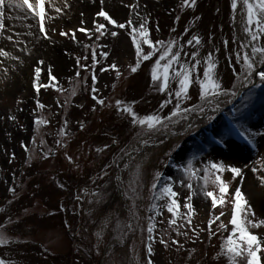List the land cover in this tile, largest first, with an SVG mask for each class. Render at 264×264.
Wrapping results in <instances>:
<instances>
[{"label": "rangeland", "instance_id": "rangeland-1", "mask_svg": "<svg viewBox=\"0 0 264 264\" xmlns=\"http://www.w3.org/2000/svg\"><path fill=\"white\" fill-rule=\"evenodd\" d=\"M50 1L45 0L46 3L52 4ZM117 2L125 10L122 17H112L118 23L126 24L131 19L138 28L140 23L149 21L147 27L154 43L175 38L180 44L185 45L184 52L181 53V63H194L191 54L193 51H199L201 65L198 71L201 79L205 68L204 58L212 53L217 62L216 76L225 87H230L235 82V74L240 70V64L235 61V52L239 50L243 38H240L233 19L231 0H197L195 9L183 7V0H117ZM137 3L138 7L135 10L130 7ZM101 9L110 10L107 3H99L95 14H90L89 17L85 15L83 19L70 20L65 13L60 14L57 21L50 13L47 16L49 19L45 26L51 39L65 43V46L60 48V53L65 59L64 66L58 64L61 70L55 63L39 65L34 61L32 64L29 63V74L24 73L23 66H19V71L16 72L15 69V73L9 74L5 71L4 61L0 60V208L7 210L0 213V224H7L5 231L13 238L10 245L0 247V257L11 260L14 264H97L96 259H92L76 247L74 239L65 227V215L61 209L70 206L71 214L75 215L74 218L70 217L71 222L83 219L84 223L85 211L91 214V209L95 211L97 208H92V205L99 206L102 199H111V192L105 190L103 185L108 179L110 182L111 168L122 153L130 133L132 132L133 140H138L137 133L141 131L138 126L131 123L130 116L116 108V100H122L126 104L135 102L134 111L141 116L158 111L160 115L167 116L176 103L173 98L171 104L160 109L161 103L168 98V91H172L174 96L175 90L179 87L178 78L174 77L180 66L173 64L169 69V89L163 92L158 90L151 77L152 68L163 55V49L157 51L150 60L143 61L138 71L132 73L130 66H135L136 48L130 35L131 27L120 29L109 23L104 29L106 35L94 33L96 23L104 22L102 17L97 16ZM27 12L24 11L28 16ZM177 17L180 18L179 21ZM36 19L39 24V18ZM59 19L63 24L58 23ZM33 21L36 25L35 14ZM81 27L89 31L80 32ZM174 28L175 32L172 31ZM35 30L37 32L36 26ZM73 31L75 39L71 38ZM112 31L117 32V35L112 36ZM61 32H68L69 35L62 36ZM194 35L201 37V45L188 46L187 41ZM225 40L229 41L227 46L223 43ZM141 46L145 53L151 51L148 45ZM93 49L96 52V61H99L95 66L97 76L95 81L91 78L92 69L88 67L95 63L92 59ZM104 52L108 53L107 59L102 55ZM229 56L232 59H229ZM78 57L81 58L80 64H77ZM83 57L88 59L84 60ZM168 59L166 57L160 62L161 72ZM112 63H115L121 72L119 78L116 77L115 70L110 68ZM36 67L42 68L39 81L35 78ZM48 68H51L50 74ZM234 68L236 72L233 71ZM77 71L80 72L79 77L76 76ZM52 75L56 76L55 81L51 79ZM193 81L188 92L191 99L183 101L182 107L191 108L201 103L195 75ZM17 83L21 85L18 89ZM159 83L161 82H157ZM37 84L41 85L39 92L33 89ZM74 85L76 91L73 95ZM93 85L99 89L98 93H92ZM93 95L104 99L106 105L111 106L99 105L93 99ZM40 104L44 107L40 108ZM195 114L197 113H191L188 118L191 119ZM12 116L16 119H11ZM225 116H228V121ZM37 119L46 123L37 125ZM65 120L67 128L64 127ZM186 121L181 120L179 124L169 127L172 132L185 131ZM237 122L243 123L252 132L259 133L254 138V144H248L246 140L242 141L229 134V124ZM81 123L83 128L80 127ZM197 125L198 130L193 127L194 132L191 131L190 136H185L176 147L170 149L168 153L171 152L172 156L162 157L155 170L163 173L161 177L163 183L169 178L175 182L174 190L178 192L176 199L181 205L180 216L173 217V214L167 211V207L164 206L166 200L153 199L152 202L160 205L161 214L157 215L155 211L149 213L155 228L152 234L154 239L148 240V235L143 231L141 215L145 211L144 202H148L145 190L148 184H152L153 177L144 174L143 171L142 183L139 186L142 198L136 200V207L132 208L131 203L125 218H119L117 211L104 216L94 230L93 238L90 237L92 233L86 230L87 241L92 245L91 249L96 256L103 254L112 241L118 240L123 243L133 234L135 238L128 249V256L125 253L120 254L117 247H114L108 264H147L149 259L152 264H227L223 256L217 259V254L223 243L222 238H226L232 228L230 220L234 189L237 187L241 189L248 204L255 211V218L264 219V182L260 179L264 176V167L261 166L264 164L262 160L264 86H248L241 89V94L232 103L222 105V111L216 114L215 121L208 124L201 119ZM61 129L67 134L61 135ZM221 136L224 137L225 144L217 143ZM178 139L179 137H176L175 141ZM114 140L117 143H113ZM57 141L62 143L57 144ZM64 144L67 147H64ZM105 145L110 147L103 152L96 151ZM155 148L156 150L151 152L152 155L162 151L161 146ZM49 150L51 154L45 159V153ZM67 156L73 158L71 162ZM193 157L197 158L195 163L198 168L213 160L239 167L243 172L242 177L236 178H233L230 172L222 174L224 180L229 183V191L224 195L223 207L217 211L216 215L221 211L224 215L216 225H213L217 234L211 240L208 238L207 223L213 217V208L211 198L206 197L201 191L202 181L194 182L195 194L193 190L180 184L181 180L188 182L180 166ZM253 168L258 171L253 172ZM133 169L131 173L134 172ZM105 171L108 172L106 176ZM126 184L128 187L129 181H126ZM12 188L16 189L15 195L10 191ZM85 190L100 193L102 199L97 202L98 198L86 196ZM206 191L220 195L218 188L212 183H209ZM77 196L81 199L77 200ZM188 196H192L191 203L195 209L191 214V224L187 223V217L184 215L187 212L184 205L188 202ZM10 200L11 204L8 203ZM86 204L88 207L85 208ZM94 211L93 218L96 217ZM132 213L137 214L135 219ZM9 217L13 223H8ZM173 218L177 220L175 225L170 223ZM106 219L109 223L97 247L96 232ZM117 221L122 224H133L134 230L122 228L123 235L120 238ZM221 221L228 226L227 231L217 229ZM193 228L195 232L192 231ZM177 231L180 235H177ZM251 231L262 235L264 227ZM196 233H199V237ZM161 239L166 243H161ZM174 241L179 243L176 244ZM148 243H151L153 248L151 257L147 252ZM122 256L125 257L121 260Z\"/></svg>", "mask_w": 264, "mask_h": 264}, {"label": "snow or ice", "instance_id": "snow-or-ice-1", "mask_svg": "<svg viewBox=\"0 0 264 264\" xmlns=\"http://www.w3.org/2000/svg\"><path fill=\"white\" fill-rule=\"evenodd\" d=\"M100 3H103V0H100ZM197 0H183V7H191L193 9L196 8ZM26 6V7H25ZM132 7L134 10L138 7L137 4H133ZM11 8L15 10H31L36 17L39 18V30L43 33V37L45 39H51L49 33L45 30L44 20H45V0H38V10L37 6L33 3H30L29 0H0V33L5 30V19H6V9ZM238 9H240L238 11ZM231 10L233 13V19H236L237 15H239L240 22L243 25L242 31L245 33V37L239 44V50L235 52V61L240 64V70L236 72L235 68L233 69L235 74V82L231 84L230 87H225L221 80L216 76L215 68L217 67V62L212 53H209L205 60V68L203 71V78L201 79L199 74V66L201 65V59L199 58V51L192 52V60L194 63H181V53L184 52L185 45L180 44L179 41L175 38H169L168 41L158 40L155 43L150 38V29L147 27L149 21H144L139 24L137 28L133 24V20L129 19L127 23H118L109 13L103 9H101L98 13V17H102L104 22H97L94 28V33H99L100 36H104L107 33L104 31L106 29L107 24L114 25L120 29H125L126 27H131L130 35L132 37V41L135 44L136 48V63L135 66H130V71L135 73L141 66L143 61H148L152 58V56L157 52L163 49V55L159 57L156 61L155 65L151 71L152 81L155 86L158 87L159 91H168L169 89V69L173 66V64H177L180 66V69L175 72V78H178L179 87L174 92L168 91V98L161 103L160 109H164L168 104L173 102V98H175L176 103L173 107L171 113L167 116H162L159 114V111L156 113L148 114L141 116L136 111H134L133 102L132 104H126L122 100H116L115 106L116 108L123 114H127L131 117V123L133 125L138 126L141 131L137 133L138 142L143 145H148L151 141L152 134L159 131H170L169 126L173 124H179L181 120H188V116L195 112L198 116L204 118L205 122L211 124L216 120V114L222 111V105L232 103V101L241 94V89L252 86H264V0H231ZM56 11L59 12L60 9L56 8ZM139 16V13H137ZM11 19V17H7ZM143 19V18H141ZM179 21V17L176 18ZM80 32H88V29L81 27L79 29ZM175 32V28L172 30ZM62 36H68V32H61ZM112 36H116L117 32L112 31ZM71 38L75 39V31L71 34ZM91 38V37H89ZM8 40H12L13 37L11 35L7 36ZM182 39V38H181ZM202 39L198 35L192 36L191 39L187 41L188 46L196 47L201 45ZM224 45L227 46L229 41H223ZM142 44H146L149 46L151 51L145 53L142 48ZM159 45V47H157ZM90 47V46H89ZM177 49L173 51V49ZM217 52L219 49L216 50ZM11 54L6 52L3 47H0V56L8 57ZM102 55L107 59L108 53L104 52ZM187 56V53H185ZM168 57V61L165 65H163V70H161V61L165 60ZM13 59H19V57H12ZM84 60H87L88 57H83ZM92 59L95 63L89 65L92 69L91 78L92 80H96L97 76L95 73L96 63V52L92 50ZM229 59H232L229 56ZM81 58H77V64H80ZM39 65H43L44 61H38ZM81 67H85L81 65ZM110 68L115 70L116 77L119 78L121 76V72L115 63L110 65ZM103 71H107V69H102ZM7 71V69H5ZM42 68H35V78L37 81L40 79ZM48 73H51V68L47 69ZM195 75V83L199 85V98L201 103L197 105H193L191 108L182 107L181 104L183 101L191 99L188 95L189 88L191 87L193 81V76ZM76 76H80V72H76ZM258 76L259 80L257 81L254 77ZM51 79L55 81L56 76L52 75ZM86 82V78H85ZM157 82H161L157 84ZM41 85L37 84L36 91L39 92ZM62 90V89H58ZM76 91L75 85L73 86L72 94L74 95ZM92 93H98L99 89L94 85L91 87ZM93 99L101 106L110 107L111 105H106L104 99L98 98L96 95H93ZM40 108H43L44 105L40 104ZM11 119L15 120L16 117L12 116ZM41 123H46V121H42L41 119L36 120V124L40 125ZM64 127L67 128V120H65ZM83 128V124L80 125ZM194 125L189 122L186 126V131H191ZM195 127L199 128V125H195ZM229 134H237L241 136L244 140L248 142V144H254V138L259 133L252 132L249 128L245 127L243 123H233L231 127L228 129ZM67 133L64 129H61V135H66ZM35 143V140H33ZM57 144H61L62 141H57ZM113 143H117V141H113ZM217 143L225 144L226 141L223 136H221L220 140ZM67 147L66 144L63 145ZM110 147V145H105L103 148H97V152H103L105 149ZM140 151L139 148L134 147L132 152ZM123 154L129 156L131 158V152L127 149L122 150ZM51 154V150L45 153L44 158L47 159ZM168 157L172 156V153H167ZM67 159L71 162L72 157L67 156ZM196 157H193L185 164L180 166V170L187 177V183L184 180L180 181L181 186L187 187L189 190H193V194H195V190L193 189L194 182H201L202 187L201 191H203L206 197L211 198L212 208L215 209L218 204H224V195L229 191V183L226 182L223 178L224 172H230L233 175V178L242 177L243 172L239 167H233L229 165H225L223 162H215L213 160H209L206 164L202 166V168L196 167ZM264 160V157H262ZM264 167V164L261 165ZM125 167H128L127 165ZM253 172L258 171V169L253 168ZM203 173V175H201ZM104 175H108V172L105 171ZM132 180H130L128 187L126 189V195L132 199L133 204L132 208L136 207V200L142 198L139 192V186L142 183L141 180V166L138 164L134 172H132ZM163 173L157 171L154 173L153 182L151 184V194L152 198L156 201L166 200L167 203V211L173 214V217L180 216V202L176 199L178 196V192L174 190V181L169 178L168 181L163 183V186L159 188L158 185L161 183V177ZM121 178L118 176L117 180ZM261 181L264 182V176L260 177ZM209 183L214 184L218 190L220 195L217 196L213 191H206ZM63 187V185H60ZM10 191L15 195L16 189L12 188ZM85 195H91L93 197H97V202L99 199H102V196L98 192H88L85 190ZM81 197L77 196V200H80ZM188 202L184 205V208L187 209V212L184 215L187 217V223H192L191 214L195 211L193 208V204L191 203L192 196L187 197ZM9 204L12 201H8ZM150 210L155 211L157 215H160V205L152 204ZM7 210L5 208H0V213H5ZM224 215V212L221 211L219 215L213 214V217L207 223V232L208 238L211 240L213 236L217 234L216 230L213 228V225H216L217 221H220L221 216ZM133 218L135 219L137 214L132 213ZM256 213L252 210L251 206L248 204L244 193L241 191L239 187L234 189V200H233V210L231 212V220L230 224L232 225L230 234L226 238L223 239L221 251L217 254V259L221 256L227 258L228 264H264V260H262V254H264V234L257 235L254 234L251 229H260L264 227V219H257ZM149 224L147 226L148 240L152 241L154 236L152 235L154 232L155 224L153 222V218L151 216L148 217ZM11 217L8 218V223H13ZM109 221L106 219L100 230L96 232L97 237V247H99V242L102 241L104 231L108 226ZM171 224L175 225L177 223L176 218H173L170 221ZM7 224H0V247L8 246L13 242V238L9 237L5 228ZM122 228H126L127 230H134L133 224H122L120 221H117V231L120 233V238H122L123 233L121 232ZM219 229L228 230V226L225 225L222 221L218 225ZM195 232V229L192 230ZM177 235H180V232L177 231ZM187 235V233H184ZM197 237H199V233H196ZM161 243H166L163 239H161ZM174 243L178 244L179 241H174ZM195 251V249H193ZM147 252L149 257L153 254L152 244H147ZM0 264H14L13 261L0 257ZM147 264H152L151 259L147 261Z\"/></svg>", "mask_w": 264, "mask_h": 264}, {"label": "bare ground", "instance_id": "bare-ground-1", "mask_svg": "<svg viewBox=\"0 0 264 264\" xmlns=\"http://www.w3.org/2000/svg\"><path fill=\"white\" fill-rule=\"evenodd\" d=\"M52 4L45 2V20L44 25L49 19L47 16L52 15L55 17L56 21L60 14L65 13L67 17L71 19H83L84 16L89 17L90 14L96 12V8L100 3V0H51ZM50 1V2H51ZM30 3H33L37 6V0H29ZM109 6L110 10H107L109 15L114 18H120L122 15H125V10L121 8L117 0H103L102 4ZM26 7V6H25ZM56 8H59L60 11L57 12ZM240 9H238L239 11ZM28 11L25 15L24 11L15 10L8 8L6 9V23L5 30L0 33V47H3L6 52H9L11 55L8 57L0 56L1 61H4L6 66L7 73H15L20 70L19 66H23L25 69L24 73L29 74V63H38V61L43 60L44 64L54 63L56 67L60 69V66L65 65V59L60 53V48L65 46V43L62 41H56L54 39H45L43 33L40 32L38 27V22L35 16V23L33 21L34 13L31 10ZM30 12V13H29ZM95 14V13H94ZM93 14V15H94ZM7 17H11L8 19ZM38 18V17H37ZM62 22V23H61ZM57 23V22H56ZM59 24H63V21L59 19ZM236 27L240 38H244V33L242 31V25L240 22L239 15L235 19ZM47 25V24H46ZM37 28V32L35 30ZM57 26V25H56ZM55 26V27H56ZM46 27V26H45ZM54 27V28H55ZM48 31L47 27L45 28ZM11 35L12 40H8L7 36ZM23 43L27 44L24 45ZM12 57H19V59H13ZM23 63V65H22ZM28 63V64H26ZM60 66H59V65ZM19 69V70H18ZM21 85L17 83V89Z\"/></svg>", "mask_w": 264, "mask_h": 264}, {"label": "trees", "instance_id": "trees-1", "mask_svg": "<svg viewBox=\"0 0 264 264\" xmlns=\"http://www.w3.org/2000/svg\"><path fill=\"white\" fill-rule=\"evenodd\" d=\"M80 243H81L82 246H84V247H86V248H89V247L87 246L85 240H84V233H83L82 236L80 237ZM132 243H133V240L130 241L126 247H119V246H117V249H118L119 252H123V253L127 254V256H128V249H130ZM87 251H88V252H89L94 258L97 257V256L94 255L93 250L87 249ZM220 251H221V249H220ZM108 257H109V256H108ZM108 257H107V258H108ZM221 258H222V256H221Z\"/></svg>", "mask_w": 264, "mask_h": 264}]
</instances>
